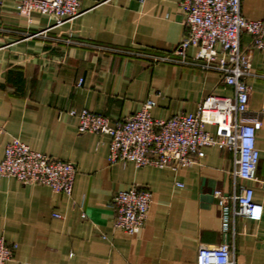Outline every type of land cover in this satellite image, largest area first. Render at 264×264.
I'll return each instance as SVG.
<instances>
[{"label":"crops","instance_id":"crops-1","mask_svg":"<svg viewBox=\"0 0 264 264\" xmlns=\"http://www.w3.org/2000/svg\"><path fill=\"white\" fill-rule=\"evenodd\" d=\"M19 1L0 0V162L18 138L74 163L78 174L71 197L0 179V239L18 245L9 264H197L201 246L225 242L234 244L235 264H264V216L260 222L238 217L226 232L214 196L246 185L264 207V54L253 37L243 33L240 46L254 74L243 120L257 128V181L235 180L234 156L218 146L205 148L200 165L177 172L112 165L110 137L79 133L71 111L118 121L152 98L153 118L168 120L232 90L219 72L203 70L194 48L175 55L188 31L178 0H82L81 15L62 26L37 13L20 14ZM241 11L260 20L264 0H241ZM166 57L171 60H156ZM207 130L217 137V128ZM132 187L153 193L137 235L114 229L109 208L115 194Z\"/></svg>","mask_w":264,"mask_h":264},{"label":"built area","instance_id":"built-area-1","mask_svg":"<svg viewBox=\"0 0 264 264\" xmlns=\"http://www.w3.org/2000/svg\"><path fill=\"white\" fill-rule=\"evenodd\" d=\"M81 5L82 0H20L16 9L29 18L37 13L53 20L55 26H62L81 15ZM178 5L188 31L175 55L185 57L187 50L194 48L203 70L219 72L222 81L232 90V96L209 95L195 113H180L168 120L153 118L152 110L157 104L152 98L137 113L118 121L87 109L80 113L71 111L70 115L78 118L79 133L110 137L112 165L133 163L137 168H169L177 172L200 165L206 155L205 148L218 146L233 154L235 180L257 181L260 161L257 128L243 120L250 103L248 79L254 74L251 56L241 49L240 40L243 33L250 34L253 47L264 54V18H245L241 0H178ZM156 60L170 61L171 58ZM82 85L80 80L79 86ZM208 126L217 128V137L207 130ZM77 174L74 163L34 151L18 138L5 146L4 159L0 162V179L14 178L24 185L46 186L68 197L73 194ZM214 196L219 200L226 232L238 217L260 222L264 216V207L256 202L254 189L246 185H236L230 196L221 191H216ZM152 204L150 190L132 187L118 192L109 204L114 211V229L128 235L139 234ZM54 217L61 218L58 214ZM17 249V244L0 239V264H9ZM197 264H235L234 244L201 246Z\"/></svg>","mask_w":264,"mask_h":264}]
</instances>
